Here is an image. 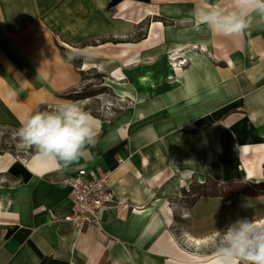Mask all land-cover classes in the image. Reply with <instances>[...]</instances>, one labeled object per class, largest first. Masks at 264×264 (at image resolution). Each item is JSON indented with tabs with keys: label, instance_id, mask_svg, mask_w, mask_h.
<instances>
[{
	"label": "crops",
	"instance_id": "obj_1",
	"mask_svg": "<svg viewBox=\"0 0 264 264\" xmlns=\"http://www.w3.org/2000/svg\"><path fill=\"white\" fill-rule=\"evenodd\" d=\"M207 2L227 10V0ZM201 6L0 0V128L19 131L41 105L63 103L92 69L109 71L126 101L114 116L90 113L97 142L67 168L37 153H0V264H209L217 230L239 218L264 226V194L184 196L219 160L230 176L215 179L232 184L246 158L242 146L254 159L264 137V20L253 14L243 33L222 36L200 24ZM157 23L159 38L151 40ZM173 53L186 59L177 70L160 64ZM81 168L110 172L121 200L101 212L100 231L63 221L72 209L69 182Z\"/></svg>",
	"mask_w": 264,
	"mask_h": 264
},
{
	"label": "clouds",
	"instance_id": "obj_2",
	"mask_svg": "<svg viewBox=\"0 0 264 264\" xmlns=\"http://www.w3.org/2000/svg\"><path fill=\"white\" fill-rule=\"evenodd\" d=\"M200 24L222 36H238L251 26L253 14L264 20V0H227V10L201 0ZM74 58V57H70ZM23 145L44 160L67 168L87 156L98 130L94 117L78 103L66 101L50 111H35L18 131ZM214 264H264V226L239 218L213 234Z\"/></svg>",
	"mask_w": 264,
	"mask_h": 264
},
{
	"label": "rangeland",
	"instance_id": "obj_3",
	"mask_svg": "<svg viewBox=\"0 0 264 264\" xmlns=\"http://www.w3.org/2000/svg\"><path fill=\"white\" fill-rule=\"evenodd\" d=\"M141 35V34H140ZM203 47L200 46L198 49V53L203 54L205 56H210L208 52L202 51ZM174 54V53H173ZM178 62V60H175ZM187 67V65L185 66ZM98 72L95 70H89L84 74V83L74 91H71L67 94L61 95L62 101H71L74 103H78L80 106L84 108L85 111L101 116H114L119 110L124 107V103H126L125 98H122L118 92H116L115 87L111 84L108 79L113 80L110 77L109 71L105 72L103 82L101 79L96 78V74ZM91 91L100 92L96 96L79 99V95L81 93H88ZM54 109V108H53ZM14 146L15 153H25V147L18 136V132L14 129L10 128H0V149L6 147L9 149L7 151H12L11 147ZM1 181V179H0ZM255 180H235L232 184L229 185L223 184L221 185L220 181L217 179L210 177L206 174H198V183L193 182L192 185H187L184 189V196L187 199L193 198L195 196H208L213 194H233L239 191L253 193L259 191L262 193L261 189H264V186L256 187L257 183H254ZM195 185H198L197 190H194ZM259 188V189H258ZM191 198V199H192ZM174 198L172 197L171 203H173ZM212 247H207L202 250H198L200 255H205V253H210Z\"/></svg>",
	"mask_w": 264,
	"mask_h": 264
},
{
	"label": "built area",
	"instance_id": "obj_4",
	"mask_svg": "<svg viewBox=\"0 0 264 264\" xmlns=\"http://www.w3.org/2000/svg\"><path fill=\"white\" fill-rule=\"evenodd\" d=\"M186 59L174 62L182 65ZM69 198L72 202L71 211L63 217V221L76 231L88 226L101 230V212L111 209L113 204L120 202L111 187L110 172L102 168H81L70 182Z\"/></svg>",
	"mask_w": 264,
	"mask_h": 264
},
{
	"label": "bare ground",
	"instance_id": "obj_5",
	"mask_svg": "<svg viewBox=\"0 0 264 264\" xmlns=\"http://www.w3.org/2000/svg\"><path fill=\"white\" fill-rule=\"evenodd\" d=\"M161 23H157L156 25L153 26L152 32H151V40L152 39H158L160 32L159 29L161 28ZM198 49H200V46H198ZM204 52H207L206 48L201 49ZM177 53V52H176ZM173 55H166L161 57V62L160 64H163L164 62L169 63L171 67L175 68L178 67L177 65H174L175 59L173 58ZM172 56V57H171ZM185 62L183 61V63ZM157 67V66H156ZM87 66L84 67L86 69ZM180 68V67H179ZM177 70V69H176ZM179 70V69H178ZM112 76L115 78V71L112 72ZM108 81L113 84V86H116L115 79ZM153 83L155 81H152ZM262 142H260L256 151V155L254 159H249L248 157L252 154L251 149L248 145L244 144L242 146V155L246 156V158L243 160L242 163H240L237 166V171L234 175L235 179L241 180V179H250V180H261L264 177V137H262ZM239 147L235 144L234 145V150L238 151ZM236 155V153H235ZM222 157V156H221ZM239 158L237 155L235 156ZM221 159V158H220ZM225 161L224 160H219L218 162V168H211L208 171L210 172L209 175L213 176L214 178H219L221 181H227L230 175H227L226 172H224L225 168ZM218 171V172H217ZM247 173V175L245 174ZM245 174V176H244ZM181 184L183 187L186 186V181L185 178L182 179ZM198 261H202V257L198 256ZM209 264H214V258L210 260Z\"/></svg>",
	"mask_w": 264,
	"mask_h": 264
},
{
	"label": "trees",
	"instance_id": "obj_6",
	"mask_svg": "<svg viewBox=\"0 0 264 264\" xmlns=\"http://www.w3.org/2000/svg\"><path fill=\"white\" fill-rule=\"evenodd\" d=\"M93 43H95V42H93ZM93 71H95L94 69H92ZM104 77H105V75L104 74H101V73H97L96 74V78H98V79H101L102 80V82H103V79H104ZM85 78V77H84ZM77 90V89H76ZM100 92H97V91H91V92H88L87 94L86 93H81V94H78L79 96V99H85V98H89V97H93V96H96L97 94H99ZM50 110H53V108H50L49 106H47V105H41L40 107H38L37 109H36V111H50ZM17 132H18V130H16ZM7 150H9L7 147H6V149H5V147L4 148H2V149H0V153H3L4 151H7ZM11 150H12V152H14V146H12L11 147ZM34 154H36V150L34 149V148H26L25 149V153H24V155H26V156H31V155H34ZM261 187V186H264V182L263 183H258V184H256V187ZM259 189V188H258ZM262 191V193H259V191H257L256 193L255 192H253V193H246V192H243V193H246V194H248V195H251V196H260V195H262V194H264V189H261ZM218 195H228L227 193H222V194H218V193H216V194H213V196H218ZM41 264H47V261H44V262H42Z\"/></svg>",
	"mask_w": 264,
	"mask_h": 264
}]
</instances>
